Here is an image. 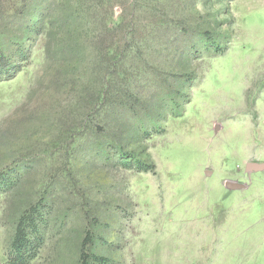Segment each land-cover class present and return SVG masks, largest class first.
Here are the masks:
<instances>
[{
    "label": "rangeland",
    "instance_id": "374dc122",
    "mask_svg": "<svg viewBox=\"0 0 264 264\" xmlns=\"http://www.w3.org/2000/svg\"><path fill=\"white\" fill-rule=\"evenodd\" d=\"M101 1L0 0V264H264V0Z\"/></svg>",
    "mask_w": 264,
    "mask_h": 264
},
{
    "label": "trees",
    "instance_id": "16d2710c",
    "mask_svg": "<svg viewBox=\"0 0 264 264\" xmlns=\"http://www.w3.org/2000/svg\"><path fill=\"white\" fill-rule=\"evenodd\" d=\"M95 1H97V0H91V12H94L93 9L96 6H98V4H94ZM98 1L100 3L102 2L101 0H98ZM110 9H111V7H110ZM106 10H107V8H106ZM104 13H107V11H105ZM108 14H107V16H108ZM104 19H105V17H103L100 20L103 21ZM102 23H101V25H102ZM4 61H5V58L0 53V80L2 79V76H4V74L6 72V68L5 67L7 66V63H5ZM26 229H27L26 222L22 221L21 224H19V226H18V228L16 230V237H15V241H14V244H13V248H14V250L16 252H15V254H13L12 258L10 259V263L9 264H27V262H28V260H27L28 259V256H27L28 250H26L25 245L26 244L28 245V243H30V242H29V239H27L28 236H27V230Z\"/></svg>",
    "mask_w": 264,
    "mask_h": 264
}]
</instances>
